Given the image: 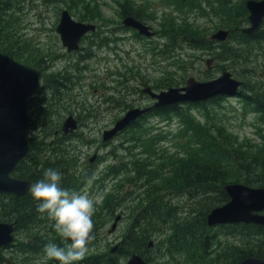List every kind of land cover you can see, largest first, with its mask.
I'll return each instance as SVG.
<instances>
[{"label": "rangeland", "instance_id": "1", "mask_svg": "<svg viewBox=\"0 0 264 264\" xmlns=\"http://www.w3.org/2000/svg\"><path fill=\"white\" fill-rule=\"evenodd\" d=\"M207 1L210 2L209 5L203 1L197 11L185 14L189 22L187 26L191 27L200 38H206L208 34L219 29H231L232 32L226 42L212 43L206 38L205 42L211 44L194 50L180 40L182 37L180 30L171 31L168 23L170 17L179 23L182 18L181 13L195 5L193 0L189 2L190 7L185 6L180 0H12L16 8L20 9L17 13L18 16L20 13L21 17L19 23H16L14 16H17L13 14V8L9 10V12L13 11L12 13L8 12L13 18L1 15V22L4 19L9 23L15 22L14 37L22 42L26 41L31 48L32 46L40 48L37 51L38 57L43 59L37 58L38 66H36L45 76L53 74L71 81L68 84L69 91L67 97L65 96V105L58 113H61L60 117L63 120L66 113L74 112L71 115L82 123V127L76 129L75 135L67 137L63 142L60 141L57 159L65 162L73 158L75 163L73 168L69 169L65 166L64 169L67 170L65 173L78 175L89 172L87 175L90 178L86 179L80 186L81 189L76 192L87 191L92 196L99 195L102 197V203L111 193L114 197L127 199L118 208L121 211L126 210L128 215H120L111 231L107 230L113 218L106 216L100 218L99 209L102 203L96 206V214L93 216L94 239L88 245L89 251L86 256L94 253L114 255L116 252L109 253L110 247L120 244L126 227H130L133 222V217H129L131 208H124L132 204V198H141L139 195L141 191H135V195H132L136 180L134 181L132 177L126 179V174L122 171L125 169L130 176L135 175L129 164L130 159L148 158L153 164L158 161L157 155L163 160L179 159L181 148L194 142L195 136L202 139L204 135L214 131L216 136L222 139L226 151L236 154V162L223 159L231 171V181L244 183L245 179L255 181L257 177L262 176L257 164L261 162L258 150L264 147V125L257 123V116L234 95L228 97L226 95L214 103L182 105L181 107L185 109L181 118L177 115L164 119L157 116L141 118L138 121L143 125L140 137H153L150 143L153 150L150 153L141 152L140 142L131 140L130 136L135 133L131 127L121 131L106 143L101 141V132L111 127L126 108L152 105V100L141 90L146 85L155 91L166 89L167 86L162 80L166 70L169 71L172 81L169 86H183L187 76L204 81L218 77L222 71L228 70L234 79L253 87L260 84L264 90V39L250 40L242 37L246 35L242 27L248 25L246 0H232L230 8L222 6L219 3L222 0ZM121 5L130 7L133 14L151 27L154 32L152 38L136 37L132 30L121 27L119 17L122 12ZM63 9L67 10L75 20L96 25L95 32L87 34L80 42L81 48L71 53L61 47L54 30L59 12ZM261 27L264 29V21ZM200 30L203 31L202 34L197 35ZM105 37H108L110 42L106 46H100L101 40ZM171 42L175 44L172 52L164 53ZM228 44L240 49V58L226 60L223 57L218 58L219 52ZM83 55L85 58H82ZM209 57H213L214 61L205 68L204 60ZM171 62L175 63L170 64ZM27 65L31 66V64ZM47 86L48 84L41 90L35 91L31 98L38 96L40 90V96L43 95L48 100L51 97V90L46 88ZM62 91L60 90V93ZM31 98L28 105L31 103ZM28 110L31 111V108L28 107ZM212 112L216 115H212ZM41 120V127H45L47 137L38 140L49 143L52 129L48 125L49 116H43ZM257 129L263 131L260 137L256 133ZM39 130L37 126L30 130L29 137L32 144L34 143L32 140L39 138ZM180 132L181 136H179ZM66 144L74 147L78 154L73 155L74 150L72 155L63 154L61 150L65 149ZM93 152L97 153L99 158L88 164L87 158ZM53 159L43 160L44 164L48 166ZM240 176H243L242 180L235 181V178ZM174 179L178 184L179 178L175 176ZM251 186L257 187L256 184ZM169 188L168 186L160 190L159 194L166 196L165 200L170 204L178 221H181L179 217L189 219V216L198 213L201 214L202 219L204 205L208 204L212 197H207V194L202 196L196 194L193 196L194 200H191L187 195L177 196L175 190L173 194ZM34 211L39 215L34 222L38 225L31 227V231L28 228L14 231L13 243L1 249L6 259L17 263L23 259L21 261L23 263L48 264L49 260H45L44 254L46 244H35L33 235H45L43 241L60 243L63 246L47 215L41 216L36 210V205ZM158 228L162 229L160 226ZM193 229L197 235H202L201 237L204 234L208 235L210 244L207 248L195 238L192 246L185 252L172 248L166 251L162 246L161 234L152 240L154 244L152 248L145 246L147 252H136L146 264H201L215 260L221 255H227L225 253L234 255L236 252V256L239 248L257 245L251 227H201L200 221L199 227ZM27 240L31 248L26 244ZM123 253L115 258L117 264H125L129 252L126 255ZM192 253L193 262H187L185 259ZM231 259L232 257L229 260Z\"/></svg>", "mask_w": 264, "mask_h": 264}, {"label": "trees", "instance_id": "2", "mask_svg": "<svg viewBox=\"0 0 264 264\" xmlns=\"http://www.w3.org/2000/svg\"><path fill=\"white\" fill-rule=\"evenodd\" d=\"M19 1V0H16ZM185 3V6L190 7L189 2L191 0H180ZM195 5H192L185 12L181 13V20L179 23H176L172 17L169 19V29L171 31L180 30V40L191 49L203 48L209 43L205 42L204 37H197L193 32L192 28L188 27L189 23L185 18V14L190 11H197L199 6H202V2L205 1L208 5L210 4L207 0H193ZM130 2V1H129ZM131 3V2H130ZM222 6L230 8L232 6V0H222L219 2ZM12 3V0H0V52L7 54L22 63L37 65L36 59L42 60V57H38L37 51L39 47L32 46L26 41L22 42L17 37H14L15 31L13 26L15 22H6L5 19L1 22V15L12 17L11 14L13 11L10 9L13 8L14 16L16 23H19L20 9H17L15 4ZM12 6V7H11ZM123 15H132L133 17L140 20L135 14L132 13L130 7L121 5ZM9 12V13H8ZM199 13V12H197ZM13 18V17H12ZM172 19V20H171ZM196 20V18H193ZM14 20V19H13ZM190 26V25H189ZM238 26V25H237ZM235 26V27H237ZM202 30L197 32V35L202 34ZM264 32H257L250 36L243 35L244 38L260 39L263 37ZM241 36L240 34H238ZM13 36V42L11 38ZM169 45L164 53H171L172 48L175 44ZM238 45V44H237ZM33 50V51H32ZM240 49L235 47V45L228 44L219 52V57H223L224 60L232 58L238 59L241 54L239 53ZM82 58H85L83 55ZM223 60V61H224ZM171 62L170 64H174ZM170 73L166 70V75L162 77L164 80V85L169 86L172 83L169 77ZM246 88V93H245ZM239 97L241 101L248 106V108L257 115V122L264 125V90L263 87L258 84L253 87L246 82H243V85L239 92ZM223 99L222 96H216L214 98L208 99L206 101L200 102V104H205L207 102H216ZM194 103H188L187 106H190ZM184 108L176 105L163 106L155 110H158V115L166 116V113L172 112L175 113L179 118L182 117ZM212 115H216L215 112H212ZM45 117V116H44ZM143 118L145 116H142ZM50 125V123H48ZM57 125L56 123H54ZM31 126V124H30ZM133 133L130 138L132 141L140 142L141 152L150 153L153 148L150 146L151 138H141L140 131L143 129V125L140 122H133L131 125ZM182 132V131H181ZM181 132L179 136H181ZM214 131L206 134L201 139L200 137L194 138V142L188 143L185 147L181 148L179 151V159H160L157 155L155 164L152 163V160L148 158H138L136 160H129L131 165V170L135 175L130 176L128 171L122 169L126 174V179L132 177L135 184V189L132 191V195H135V191L139 192L141 198H132V204L126 205L124 209L131 208L129 217H133V222L130 227H126L120 244L116 249L114 255L104 254L100 255L98 253L90 254L85 256L82 261L77 262V264H117L118 255H126L128 252V257L132 253H145L148 251L146 249V244L148 240H154L155 237L163 235L162 246L168 251L170 248L176 249L180 252H185L189 247L192 246L195 238L203 245L204 248H207L210 244V240L207 234L197 235L193 227H199L201 221V227H210L206 224L205 215L214 207L222 205L228 200V195L224 190V185L227 182H234L230 179L232 178L231 171L229 170L227 163L223 162V159L236 162V154L226 151L223 146L222 139ZM201 140V141H200ZM188 142V141H187ZM30 151L27 154L26 158L21 161L12 174L16 177L29 179L31 182H36L38 179L42 178L43 171L48 168H53L58 170L61 173V187L68 189L69 191H78L84 181L89 178L87 175L89 172L80 173L78 175L65 173L64 167L72 169L74 166L73 158L62 162L57 158H54L53 161L48 163V166L44 164V161H41L37 152L35 144L31 143V138L29 139ZM31 148L33 153H31ZM259 156H261V162L257 165L260 167V173L262 176L257 177L255 181L245 179L244 184L247 185H257V187H264V147L259 148ZM151 158H153L151 156ZM62 160V159H61ZM127 167V163H125ZM132 166L134 169H132ZM90 171V170H88ZM175 176L179 178L178 184L175 180ZM243 176L235 178V181L242 180ZM170 187V192L176 195H187L190 196L191 200L193 196L199 194V196L206 195L212 200L204 205V214L201 219V214L182 217L181 221L176 219L175 214L170 208V204L165 200L166 196L159 194L160 190H164ZM176 186V187H175ZM167 189V190H169ZM107 200L102 203L101 208L99 209V216L101 217H115L116 214L127 216L128 213L126 210H119V206L124 202L125 198L114 197V194H108ZM6 199V201H5ZM32 197L28 193L26 195L15 197L10 194H0V221H14L15 230L21 228H28L31 231V227H36L38 224L34 223L36 218L39 216L36 211H34L36 203L33 201L31 203ZM144 200V201H143ZM175 209V208H174ZM119 210V211H118ZM96 214V212H95ZM42 216V214H41ZM40 216V217H41ZM162 229L158 228V226ZM224 226V225H223ZM225 227H251L254 230V238L257 241L256 247L248 248H239L237 250L238 254L235 256L231 253H225L227 255H221L219 258H216L212 261H207L201 264H237L241 259L247 256H256L264 258V226L256 225L251 226L247 224H228ZM45 235H33V241L35 244L43 245L50 242L43 241ZM26 244L30 246L29 241H26ZM60 245V243H56ZM24 246V244H23ZM154 246V244H153ZM152 246V247H153ZM22 247V246H21ZM151 247V248H152ZM131 251V252H130ZM127 257V258H128ZM230 257H232L231 260ZM126 258V259H127ZM187 262H193L194 256L193 253L188 255L185 259ZM23 259H20V263L10 261L7 263L6 258L3 256L0 248V264H28L21 262ZM57 261L49 260L48 264H54Z\"/></svg>", "mask_w": 264, "mask_h": 264}, {"label": "water", "instance_id": "3", "mask_svg": "<svg viewBox=\"0 0 264 264\" xmlns=\"http://www.w3.org/2000/svg\"><path fill=\"white\" fill-rule=\"evenodd\" d=\"M246 8L249 11V27L243 31L247 34L255 31L264 19V0H248ZM124 26L135 29L138 34L147 37L152 35L149 28L140 21L128 16L122 20ZM94 30V25L73 20L66 10L60 12L55 32L59 42L66 51L76 50L81 36ZM230 30L219 29L209 35V39L225 41ZM211 59L205 61L209 67ZM42 83L39 71L27 66L11 56L0 53V193L12 194L20 197L28 193L30 181L28 179L11 176L29 152V122L27 113V100L31 92ZM241 81L232 77L229 71H223L218 77L207 81H197L188 76L184 86L170 87L165 91L153 93L149 88L143 91L151 98H155V105L172 104L181 101H201L218 95H235ZM141 110L134 108L128 110L119 118L109 130L102 132V140L106 141L116 132L124 128L133 120ZM76 127L75 120L67 117L61 130L70 132ZM94 159L92 155L88 161ZM224 189L228 192L230 200L207 214V223L245 221L264 226V188L251 187L242 183L226 184ZM119 216L113 219L107 231L114 229ZM14 222L0 221V247L6 248L13 242ZM117 244L110 247L109 253L115 252ZM153 246L148 240L146 247ZM8 262V261H7ZM125 264H146L138 253H132ZM237 264H264V258L247 256Z\"/></svg>", "mask_w": 264, "mask_h": 264}, {"label": "clouds", "instance_id": "4", "mask_svg": "<svg viewBox=\"0 0 264 264\" xmlns=\"http://www.w3.org/2000/svg\"><path fill=\"white\" fill-rule=\"evenodd\" d=\"M61 173L53 168L43 171L42 178L29 186L36 210L46 214L63 246L54 242L44 247L45 260L59 264H77L89 251L94 239L93 216L102 197L87 191L79 193L61 187Z\"/></svg>", "mask_w": 264, "mask_h": 264}, {"label": "flooded vegetation", "instance_id": "5", "mask_svg": "<svg viewBox=\"0 0 264 264\" xmlns=\"http://www.w3.org/2000/svg\"><path fill=\"white\" fill-rule=\"evenodd\" d=\"M261 28V27H260ZM258 28L256 31H254L252 34H255L259 31H261V29ZM256 40V39H255ZM38 66V65H37ZM36 65H31L32 68L36 69L37 71L40 72L42 79H43V83H42V87L40 88V90L43 88V86H46L48 84V86L46 88H49V90H51V97L46 100L44 98V96H40V90L38 91L39 95L31 98V129L35 128V126H37V128H39V138H36V140H32L36 146V152L40 158L41 161L43 160H48L53 159V158H57L59 156V143L60 141H64L65 139H67V137L75 135V133H71V134H61L60 132V123L59 125H55L54 123H58L59 119L61 118V113H58L59 110L63 109L64 105H65V96L67 97L68 95V84L71 83V81L69 82V79H65V78H58L56 76H53V74L51 75H47L45 76L43 73H41V71L37 68ZM70 78V77H69ZM58 80H62L63 82H60ZM67 83V84H65ZM60 90H63L62 93H60ZM37 91V90H35ZM34 91V92H35ZM33 92V93H34ZM67 92V93H66ZM33 96V95H31ZM71 99V98H69ZM152 108H156L158 106H154V102L152 101ZM131 108V107H130ZM129 109V108H128ZM127 110V108H126ZM153 112V111H152ZM71 113L74 112H68L64 115L65 116H70ZM43 116H49V128H52L50 130V142L49 143H45L43 141H39L38 139H45L47 137V133H46V129L45 127H41V122H42V117ZM74 116V115H73ZM72 116V117H73ZM75 119V121L77 122V125H79V128L82 127V123L76 119V117H73ZM62 120V119H61ZM61 122V121H60ZM61 139V140H58ZM75 151L76 155L78 154V151H76L74 149V147L70 146L69 144L65 145V149L61 150V152L63 154H69L72 155V151ZM33 149L31 148V153H33ZM94 153V152H93ZM210 212V211H209ZM208 212V213H209ZM207 213V214H208ZM206 214V215H207ZM206 215H205V219H206ZM242 224H244L243 222H241ZM207 224V221H206ZM229 223H223V224H217L215 226H210V227H225L227 226ZM240 224V223H238ZM208 225V224H207ZM224 225V226H223ZM247 225H251V226H256L258 224L255 223H248Z\"/></svg>", "mask_w": 264, "mask_h": 264}, {"label": "bare ground", "instance_id": "6", "mask_svg": "<svg viewBox=\"0 0 264 264\" xmlns=\"http://www.w3.org/2000/svg\"><path fill=\"white\" fill-rule=\"evenodd\" d=\"M261 29V32H264V29L261 27L260 28ZM130 30H132L133 32H134V34L136 35V37H138V32L135 30V29H130ZM256 31V30H255ZM260 32V31H259ZM250 35H252V33L251 34H249L248 36H250ZM262 39H264V33H263V37H261ZM252 40H255V38L254 39H252ZM257 40V39H256ZM246 89H245V93H246ZM237 94H239V92L237 93ZM237 94H235V95H237ZM227 96H229V95H227ZM81 189V188H80ZM79 189V190H80ZM225 190V189H224ZM226 191V190H225ZM226 193H227V195H228V200L226 201V202H224V204L225 203H227L229 200H230V197H229V194H228V192L226 191ZM216 207H218V206H216ZM216 207H214V208H216ZM213 209V208H212ZM211 209V210H212ZM207 216V215H206ZM206 221H207V218H206ZM241 222H243L244 224H248V223H253V222H245V221H236V222H222V223H215V224H208V226H215V225H217V224H223V223H229V224H238V223H240V224H242ZM256 224V223H255ZM13 227H15V225L13 224Z\"/></svg>", "mask_w": 264, "mask_h": 264}]
</instances>
